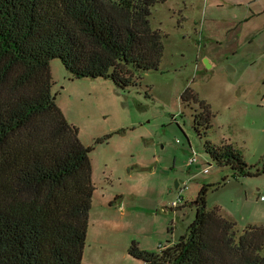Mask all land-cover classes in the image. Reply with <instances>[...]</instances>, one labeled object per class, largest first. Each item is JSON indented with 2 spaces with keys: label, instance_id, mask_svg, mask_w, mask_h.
Wrapping results in <instances>:
<instances>
[{
  "label": "rangeland",
  "instance_id": "1",
  "mask_svg": "<svg viewBox=\"0 0 264 264\" xmlns=\"http://www.w3.org/2000/svg\"><path fill=\"white\" fill-rule=\"evenodd\" d=\"M244 1L155 4L150 18L163 34V55L136 85L73 77L58 58L48 61L56 106L80 143L92 146L81 264H144L126 253L128 244L157 252L178 240L194 219L203 184H213L207 207L235 222L237 236L247 226H264V46L226 23L240 17ZM186 87L210 105L207 133L194 128L199 103L181 101ZM206 140L232 143L253 174L218 165L204 150Z\"/></svg>",
  "mask_w": 264,
  "mask_h": 264
},
{
  "label": "trees",
  "instance_id": "2",
  "mask_svg": "<svg viewBox=\"0 0 264 264\" xmlns=\"http://www.w3.org/2000/svg\"><path fill=\"white\" fill-rule=\"evenodd\" d=\"M165 0H0V264H80L93 185L88 152L50 92L48 61L73 77H103L119 88L157 70L163 34L152 7ZM199 103L194 128L211 127L210 105ZM98 138L95 142L100 141ZM204 150L235 175L253 172L232 143ZM203 184L185 234L159 251L132 240L126 253L144 264H264V226L237 236L235 222L208 208Z\"/></svg>",
  "mask_w": 264,
  "mask_h": 264
},
{
  "label": "crops",
  "instance_id": "3",
  "mask_svg": "<svg viewBox=\"0 0 264 264\" xmlns=\"http://www.w3.org/2000/svg\"><path fill=\"white\" fill-rule=\"evenodd\" d=\"M241 5L240 17L228 19L226 23L231 26L236 23L238 28H245V39H258L264 46V0H245Z\"/></svg>",
  "mask_w": 264,
  "mask_h": 264
},
{
  "label": "water",
  "instance_id": "4",
  "mask_svg": "<svg viewBox=\"0 0 264 264\" xmlns=\"http://www.w3.org/2000/svg\"><path fill=\"white\" fill-rule=\"evenodd\" d=\"M203 62H204L205 66H206L207 68L211 66L210 63L208 62V60H207L206 58L203 59ZM227 67H228V68H231V67H229V65H227ZM175 187H178V183H177V182H176V184H175Z\"/></svg>",
  "mask_w": 264,
  "mask_h": 264
},
{
  "label": "built area",
  "instance_id": "5",
  "mask_svg": "<svg viewBox=\"0 0 264 264\" xmlns=\"http://www.w3.org/2000/svg\"><path fill=\"white\" fill-rule=\"evenodd\" d=\"M196 160V157H195V155H193V156H191L190 158H189V163H193L194 161ZM186 186L184 185L183 186V188H185ZM181 189V188H180ZM159 247H161V245H159Z\"/></svg>",
  "mask_w": 264,
  "mask_h": 264
}]
</instances>
